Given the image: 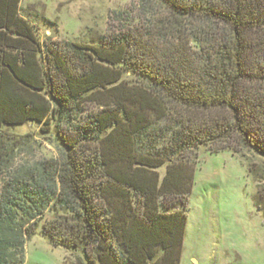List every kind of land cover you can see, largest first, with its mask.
<instances>
[{"label":"trees","instance_id":"16d2710c","mask_svg":"<svg viewBox=\"0 0 264 264\" xmlns=\"http://www.w3.org/2000/svg\"><path fill=\"white\" fill-rule=\"evenodd\" d=\"M21 1L0 0V264L38 230L87 264H181L192 152L264 160V0H137L95 45L43 43ZM29 122L59 161L20 160Z\"/></svg>","mask_w":264,"mask_h":264},{"label":"rangeland","instance_id":"374dc122","mask_svg":"<svg viewBox=\"0 0 264 264\" xmlns=\"http://www.w3.org/2000/svg\"><path fill=\"white\" fill-rule=\"evenodd\" d=\"M135 5L137 0H22L20 7L43 43L95 45L116 31L115 14L135 10ZM45 128L29 122L13 130L18 137L29 136L20 160H60L53 129L47 133ZM191 156L197 166L185 209L181 264H264V212L254 203L258 185H264L254 182L250 172H263L264 160L253 152L213 153L209 147ZM159 173L164 177L166 167ZM79 258L83 260L81 254L54 247L40 230L25 243L24 264H79Z\"/></svg>","mask_w":264,"mask_h":264}]
</instances>
